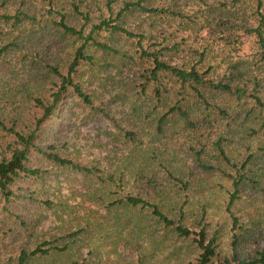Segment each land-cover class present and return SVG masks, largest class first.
<instances>
[{
  "label": "rangeland",
  "instance_id": "rangeland-1",
  "mask_svg": "<svg viewBox=\"0 0 264 264\" xmlns=\"http://www.w3.org/2000/svg\"><path fill=\"white\" fill-rule=\"evenodd\" d=\"M24 1L42 9L43 23L16 31L24 44L0 58V116L8 125L20 117L22 128L34 99L56 89L45 64L66 74L83 49L93 60L80 62L76 82L92 104L71 90L37 143L92 173L31 152L28 168L40 173L17 179L9 203L0 197L2 263H17L23 248L49 252L30 264H201L206 248L214 254L205 264H237L264 251V111L255 100L264 103V49L252 32L261 26L264 35V0H56L68 25L118 53L65 34L43 0ZM127 2L164 12L128 13L135 37L92 33L118 24ZM145 53L244 94L183 87L169 73L146 80L155 65ZM14 143L0 130V160ZM128 196L174 224L151 206L124 204Z\"/></svg>",
  "mask_w": 264,
  "mask_h": 264
},
{
  "label": "trees",
  "instance_id": "trees-1",
  "mask_svg": "<svg viewBox=\"0 0 264 264\" xmlns=\"http://www.w3.org/2000/svg\"><path fill=\"white\" fill-rule=\"evenodd\" d=\"M43 1L46 3L45 8H48L46 14L54 15L58 18V20L53 21V24L55 26H58L65 34L73 37H78L79 39H85L88 42L91 41L92 45L99 47L109 53H118V51L113 49L111 46L98 42L91 36L85 37L83 28L78 30L75 27L68 25L67 15L63 14V12L59 10L56 0ZM108 2H110V0H108ZM72 4L78 15L84 18L86 22H89V17L79 12L80 9L76 5V3L73 2ZM259 6L261 7V4H259ZM135 9L143 11L144 13H152L155 15L159 14L160 12H164L154 8L148 9L147 7H142L141 2H127L117 14L116 21H113L119 22L118 24L114 23L115 25H113L110 21H104L100 25L94 26L92 28V33H95L97 30H105L109 31L112 35L124 34L128 37H135L132 32H129L125 28V25H127L125 17L129 16L128 13L132 12ZM41 10L42 9L38 10L33 5V3L29 1L22 0L18 2V0H0V38L3 41L0 48V58L4 57V55L10 50L16 51L20 49L24 44L21 41L22 32H19L17 36H12L16 31H27V29L41 26V24L43 23V15L40 13ZM261 30L262 27L260 26L254 29V31L252 32L256 33L264 49V35ZM144 56L151 58L152 62L155 65L154 68L149 71V77L146 80L158 83L160 80V74L169 73L183 87L189 85V87L193 89H197V87L208 88L211 90L231 93L237 95L238 97H241L244 94V91L240 89V87L236 88V86L227 85L222 82L215 84L207 79L205 75H200L199 72H197L195 69L185 70L170 66L165 62L160 61L158 59V55L156 54L145 53ZM92 60L93 59H90L89 57H86L84 55L83 49H79L76 53L75 59L68 66L66 74H64L61 71L60 67L57 65L53 66L50 64H45V66H47V76L49 78L55 79L56 81H53V87L56 89H54L53 92L49 95H40L34 99L35 113L33 112V114L29 116V118L25 117L26 121L25 123H23L22 128H19L20 117L14 119L12 121V124L8 125V119L6 117L0 116V130L12 135L15 139V143L13 144L14 147H12L11 145L7 147L10 155H7L6 150L1 153L2 159L0 160V197L2 200H4L5 203H9L11 201V198L14 196V193L10 189V186L14 184L17 179L21 178L23 174H25L26 176H35L40 173V171L37 169L30 170L28 168L29 156L31 152L41 154L43 157L47 158L53 163H56L57 165H60L61 167H71L81 172H85L88 174L92 173V171H90V169L86 167H81L74 164L72 161L61 158L57 153L53 151V145H48L47 147H45L44 145H38L37 143L39 140V132L41 131L42 126L56 116L58 107L61 104L63 97L71 90L86 104H92L91 97L87 93H85L81 84L76 82L80 62H91ZM32 64L34 63L32 62ZM235 72H238V69H235ZM255 100L264 111V103L261 101V99L255 98ZM18 115L21 116L22 114ZM165 118L166 117H164L162 121L165 120ZM221 153L224 154L223 150H221ZM232 183L235 193H238L241 183L237 179H233ZM235 197L236 195H233L230 200L229 210L235 202ZM22 198H24V195ZM29 202H32L31 197ZM123 203L131 207L151 206L143 199L132 196L125 197ZM151 208H153L154 214L158 216L165 224H167L168 226H172L174 224L163 213H161L157 207L151 206ZM8 212L10 211L8 210ZM10 216L13 217L15 215L14 213L10 212ZM19 225L25 232L29 230V225L27 222H23ZM177 230L183 235L188 234V230L181 226H179ZM12 233L15 232L13 231ZM56 248L57 247H54V249ZM206 251L207 253L204 254V260L201 264H205V262L209 261L208 257L214 254V251H209V248H206ZM44 254L47 255L49 254V252L45 250L42 251L41 248H36L32 252L27 253V250L23 248L18 259H16L17 263H15L14 261L10 262V260H8L4 264H30L31 260L35 261L36 258ZM2 259L3 258L0 255V264L3 262ZM237 264H264V251L258 252L256 258H253L251 260H242Z\"/></svg>",
  "mask_w": 264,
  "mask_h": 264
}]
</instances>
